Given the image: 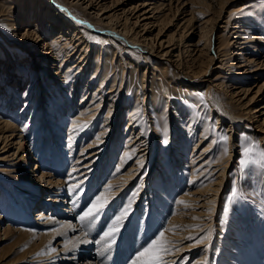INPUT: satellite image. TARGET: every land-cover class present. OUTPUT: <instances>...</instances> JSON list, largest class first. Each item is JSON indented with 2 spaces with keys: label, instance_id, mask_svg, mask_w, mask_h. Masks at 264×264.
Wrapping results in <instances>:
<instances>
[{
  "label": "rangeland",
  "instance_id": "1",
  "mask_svg": "<svg viewBox=\"0 0 264 264\" xmlns=\"http://www.w3.org/2000/svg\"><path fill=\"white\" fill-rule=\"evenodd\" d=\"M41 1L44 5H48L50 9L59 12V19L70 21L73 28H79L85 34L86 42L90 43L88 51L89 56H92L90 63L99 62L103 70L109 69L110 74L113 70L116 71L117 82L122 79L123 101L116 109V115L113 116L118 120L115 119L110 132V134L115 133L114 138L118 140V143L112 142L109 146V149L112 148V150L107 153L108 156L101 155L98 162L88 166L86 170L81 169V165L85 161L80 160L78 166L81 167L79 166L76 169L79 173L78 176L70 174L75 171L71 168L74 166L78 154H80L82 145L87 144L90 138L97 134L109 106V96L106 92L99 121L96 120L90 129L91 131L83 129L77 135H74L75 130L71 127V115L77 111L81 103L89 101L97 83L96 77L95 81L89 86L86 99H83V101L80 99L85 91L80 83L78 88L76 86L77 92L74 95L73 102L71 103L70 100L63 102L64 100H61L60 105H64L65 108L60 109L58 112H49V114V110L45 111V114H47L44 119L45 122H42V125L38 128L36 120H30L20 127L21 117H16L13 113L15 123L19 122L17 129L23 127V140L26 142V147L21 145L18 148V144L15 143V140L19 138L18 130L15 132L17 139L10 138L7 147L2 149L4 144L0 142V264H36V258L38 257H46L44 258L45 262L41 264H64L59 261L56 263L54 257L51 256L55 247H61L58 242H64V238L61 235H52L51 237H54L50 238L48 235L40 234L41 232L54 230L58 226L56 225L58 220V222H61L60 220L68 218L60 210L68 212L70 219L77 228L80 226L85 227L84 231L89 232L87 236L93 244V257L97 256L96 259L101 260L100 264L103 262L106 264H137V261H139L138 264H145V261L155 256L161 257L162 264H171L167 260L170 258L166 256L171 250L163 252L159 245L146 256L140 257L139 260L137 258L139 253L147 248L153 240L159 238L161 232L165 233L169 228L171 218L175 215L179 206L180 194L185 190L194 189L203 180H207L204 179L207 176V178L216 176L218 172L209 175V171L214 167H218L212 164L219 154L225 153L227 155L229 152L230 139L224 141L222 137L226 134L229 138L231 131V145H234V149L220 192L218 214L213 219L216 234L213 233V237L210 238L208 229H204L197 234L194 230L198 228L196 225L200 223L193 218V222L188 223L190 225L187 228L190 232L188 231L189 241H187L190 243H206L200 247L199 251L189 255L187 259L185 258L186 255L182 254L174 264H190L202 252L206 254L207 261L211 260V264H264V166L261 164L260 156V152L264 151V93H262L264 91V49L260 47L264 44L260 45L255 41L239 43L242 41L241 39H244L245 34L243 33L245 31L253 32L264 38V0H226L225 3H222V0H171V2L170 0H160L159 2H164L162 11L155 13L159 15L166 13V15L163 17L165 18L164 27L158 35L156 34L159 27H161L159 23L153 21L147 23L145 27L143 25L145 22L154 19V17L143 18L144 15H141L137 24H133V30L138 32L137 37L143 39L144 35L147 36V41L141 42L146 47L142 51L137 44L124 42L120 38L115 39L117 38L115 35L113 39L115 43L110 42L106 38L108 31L104 29L109 27L104 24L109 13L116 14V12H119L122 18L126 11H121V7L128 9L130 6L137 4L138 8L134 10L136 13L129 14L130 22L134 21V16L146 9L139 4L142 0H120L119 2L122 3L118 6L114 7L113 5V9L108 7L102 15L98 14L97 18H100V21L98 23L95 20L91 21L93 23L91 26L86 17L83 18L80 12L73 10L64 0ZM100 1L102 3L105 0ZM2 3L0 0V6L8 7L5 3L4 5ZM190 5H193L198 11L203 10L201 14L199 11V14L203 16L202 20L198 16L199 19H192L191 23L187 22L186 18L190 16ZM176 7H179V10L175 13ZM27 10H31V8L28 7ZM81 11L85 10L81 9ZM86 11H89V9ZM20 13H16V16L4 14L1 17L4 20L0 21V62L4 60L3 64L0 63L3 65L0 69L3 73H6L11 64L13 72H15V76L11 78L12 80L10 79L9 83L6 81V77L0 79V91L1 95H4L0 103V110L4 108V103L8 100L6 98L9 93L8 84L19 87L17 90L19 96L23 95L24 90L28 87L32 72L26 71L23 74L22 81L19 77L20 71H23L19 69L20 63H28L30 68H36L38 72L35 75L38 79L45 75L48 80L47 84L41 85V87L38 85L39 82L35 85L34 94L30 101H36V98L42 95L44 89L49 87V80L56 83V79H59V81L63 79L62 75L55 72L56 68L54 66L58 63L56 61L57 57L56 59L54 57L55 55L46 59L45 65L47 67L52 66V68H49V71L47 69L43 71L40 55L33 54V49L28 48L32 46L31 43H28L32 39L26 38L25 40L23 38L19 40L18 36H21L25 28H35V23L38 20L35 15H30L26 21L22 20L23 15L22 12ZM148 13L146 15H150L151 11ZM17 19L19 22H17ZM39 20L41 21L39 26L44 33L36 40L37 47L35 48L37 50H40L44 38H48L51 32L47 23L48 17L43 16ZM200 24H202V31L207 33L204 37H202ZM237 24L238 26H236ZM13 26H16L17 29L12 30ZM130 26H132L131 23ZM14 32L16 33L14 34ZM173 33L174 37L171 41H168L169 36ZM152 36L153 41L150 42L148 47L153 45V50L148 52L147 42ZM183 41H186L184 42L185 49L182 45ZM2 44L11 49H4ZM178 47L184 49L179 57L177 56ZM197 48H203L204 52L201 53ZM166 50L169 51L165 53ZM115 52L116 54L113 57ZM206 52H209L213 58L207 72L194 75L192 69L200 67L198 58ZM256 52H259L258 56ZM78 53L77 55H79ZM5 55L8 56L5 57ZM10 55H13L15 59L11 60L10 57L12 56ZM77 55L73 60L77 58ZM145 55L148 56V60H146ZM248 56L253 57V64L259 65V68L255 71H252L251 64H247L248 61H244V58ZM69 61H72V59H69ZM153 63L165 67L167 73L164 75L161 70H156L154 71L155 74H152ZM114 64L115 66H113ZM204 65L207 66L206 63ZM89 68L90 66L85 70L87 72L82 80V82L85 80L84 84L91 76L92 69ZM145 69L146 75L145 81H143ZM221 80H223L222 83H220ZM108 85L109 82H107ZM191 85L194 88L189 87ZM233 85L238 87L232 88ZM260 85H262V89L255 93ZM209 88L211 90L208 94ZM194 89L198 92L196 93ZM144 91H146V96L143 100ZM56 92L52 89L51 91L47 90V93L44 94L42 101H44L45 108L48 106L46 104L50 96L56 94ZM65 95L66 93L64 95L61 93L63 98L66 97ZM252 96L254 98L250 100ZM137 97L139 101L141 100L139 103L141 105H139V119L137 120L139 123H136L134 129L138 132L140 122H143L144 128L140 134L151 136L150 138L153 139L151 149L147 153L143 166L138 171L137 178L125 191L112 194L110 192L109 195L104 194L102 193L103 190L109 188L110 179L117 172H115L117 162L124 149L126 135L130 131V129L125 128L127 115L129 114L130 105L135 103ZM21 99L15 105L17 112L23 102V98ZM166 102H168L169 105L167 106L171 109L174 108L176 103L183 105L185 110L181 118L184 117V114L186 117L185 120H182L183 122L189 120L188 116L193 117L191 123L193 139L197 140L204 128L208 130V135L201 142L202 146L208 144L213 137L209 149L205 152L207 154L212 151V154L208 153L206 160H204L206 162L207 160L210 161V158L212 159L210 164L204 165L209 171L197 181L192 180L191 177L190 156L194 152H196V155L199 154L202 146L199 149H194L192 137L187 133L188 129L183 128L184 123L178 125L179 120L174 123L177 134H174V130L169 133L168 128L163 127L162 116L156 112L155 103H158L159 105H157L162 108L167 104ZM55 105L58 107L59 104L55 103ZM66 108L73 109L67 113V111L65 112ZM255 108L257 109L254 112ZM26 111L29 112L28 107ZM61 112L63 113V124L58 131H55ZM230 113L242 117L233 122L230 119ZM5 114L7 113L5 112ZM43 123L47 124L44 127L48 126L47 130L50 129L52 133L49 130L47 133L42 130ZM53 132L54 134L58 133L52 136ZM178 133L185 136L182 142L186 143V147L184 156H181L180 161H178L179 170L174 171L168 165L171 159L168 152L169 145L173 144L178 138ZM27 146L29 147L26 150ZM69 146L72 147L71 151ZM245 147L253 148L251 155L245 156ZM106 150L102 153H105ZM174 150H177L180 154V145L175 146ZM26 151H30L29 155L26 154ZM22 156L24 157L22 158ZM152 157L154 158L153 161ZM135 159L134 155L131 159H128L125 163L126 168ZM159 160L162 163L158 164ZM246 160L248 163H242ZM204 161L201 160L199 163ZM43 171L52 173V179L55 181L60 180L63 185L62 193L59 195L62 200L56 206L50 204L52 200L48 199L47 192L38 191V187L42 185V182H36L35 178L40 176ZM141 182L145 184L142 186ZM30 184L34 186L31 187ZM25 189L37 192L36 198L31 200L24 193L25 191L23 192ZM100 196L107 199L103 209L95 217L82 220L81 217L87 211L86 209H89L97 197ZM38 211H43L45 215L55 216L58 220L56 219L52 225H44L42 221L45 218H39ZM125 212L123 218L117 220V217ZM233 217H237L242 221L246 225L245 228L235 229L232 225ZM247 225H250L249 229ZM110 228L118 230L114 231L111 236H105ZM219 235L228 239L227 243L232 246V249L226 246L221 248L217 245L219 244ZM132 241L135 242V245L137 242H142V246L133 247ZM187 241L184 244H187ZM174 249L172 247V250ZM229 249L233 253L230 252L227 255L226 250L229 251ZM85 258L81 257L79 261L82 263L84 261L85 264ZM183 260L185 263H182Z\"/></svg>",
  "mask_w": 264,
  "mask_h": 264
},
{
  "label": "bare ground",
  "instance_id": "2",
  "mask_svg": "<svg viewBox=\"0 0 264 264\" xmlns=\"http://www.w3.org/2000/svg\"><path fill=\"white\" fill-rule=\"evenodd\" d=\"M1 1L3 2L2 3L3 5L5 3V5H7L8 7L0 6V21L4 20V18H1L2 15H4V14H11L13 16H16L17 15L16 13L19 14L20 12H22V15H23L22 20H25V21L27 19H29L30 15L31 16L35 15L38 17V20L36 19L37 21L35 23L36 27L32 28V29L31 28H25V31H23L21 36L20 37L18 36V38H20L19 40H21L23 38L25 40H26V38L32 39V40L30 39L31 41H28V43L32 44V46L28 47V48L33 49V54H36L38 56L40 55L39 58L41 59L40 61L42 62V70L43 71H46V69L49 71V68H52V66L47 67V65H45L46 59L49 58L50 56L53 57V55H55L54 57H55V59L57 57L56 61H58L57 65L54 66V68H56L55 72L59 73L60 75L63 76V79L60 81H59V79H56V80L54 79L56 81V83H53V80H49V83H50V84H48L49 87L48 86H47L48 88L45 87L46 89H44L42 95L37 97L36 101H33V100L30 101L32 95L34 94L33 89H34L35 85H37V83L39 82L40 84H38V85L41 87V85L47 84L48 80L46 79L45 75H43L41 79H38V77L35 75V73L38 71L34 67L30 68L28 63H26V64L20 63L19 64L20 65L19 69L23 70V71H20L21 74L19 76L22 81H23V76H24L23 74H25L26 71L29 70L32 72V74H31L30 80L28 81V87L24 90L23 95L20 94L21 96H19V94L17 93V92H19V91H17L19 89L18 86L15 87L13 85L10 86V84H8L9 93L6 96V98L8 100L6 101V103H4V108L2 110H0V142H2L4 144L2 149L9 145V139L10 138L17 139L16 138L17 134L15 132H16V130H18L17 124L19 122L15 123V120L13 118V113L16 117H19V118L21 117L22 123L19 124L20 127L24 126V124H27L30 120H36L37 121L36 122L37 128H38L40 125H42L41 124L42 122H45L44 119L46 118V115H47V114H45V111L49 110L48 111V114H49V112L54 113V112L60 111V109L65 108L64 105H60L61 100H64L63 102H68L69 100L71 101V103L73 102L74 95L77 92V88H78L80 83L82 85V89L83 90L85 89V91L82 93L80 99H81V101H83V99H86L87 93H88L89 88H90L89 86L91 85V83L93 81H95V77H96L97 83L95 82L96 86L94 87L93 94L90 97L89 101L87 103H85V102L81 103L78 106L77 111L75 113H72V115H71L72 116L71 127H73L75 130L74 135H77L83 129L89 131L93 127L96 120L99 119V116L101 115V111L103 110V109L101 110V106L103 105L105 93L106 92L108 93L109 106L107 107L105 116H104L103 120L101 121V126H100L97 134L95 136H93L92 138H90V140L88 141L87 144L82 145V148L80 150V154H78L79 156H77L76 161L73 164L74 166L71 168V170L75 169V171L71 172L70 174H72V176H74V175L78 176L77 174H79V173L77 172L78 170H76V169L79 168V166H80V165L78 166L80 160L85 161L81 165L82 166L81 169L86 170V168L88 166L96 164L98 162V158L101 155H103V156L107 155L108 156L107 153L112 150V148H111V150L109 149V146L111 145L112 142L118 143V140H116L114 138L115 133L110 134V132H111L112 127L114 125L115 119H117V118H114L113 116H114L115 112L117 111L116 109L118 108L119 104L121 103V101H123V99H122L123 92L121 90L122 79L120 80V82H117L116 81V79H117L116 71L115 72H114V70L112 71V74H113V76H112V74H110L109 69L106 68L105 70H103L101 68V64L99 62L90 63L91 57H92V56L91 57L89 56V52H88L90 49V43L86 42L85 34L82 33L79 28H78L79 30L76 27L73 28L72 23L70 21H66V20L64 21L61 18L59 19L60 13L57 12L55 9H50V7L48 5H44V3L41 0H1ZM119 1L120 0H105L104 2L101 3L100 0L99 1H97V0H64V2H67L68 5L71 6L73 10H75L76 12H80L83 18L86 17L88 22L90 21V26H91V24H93V23H91V21L95 20L97 23L100 21V18H97L98 14L102 15L103 12L107 11L106 9H108V7H111V9H113V7H112L113 5H114V7L118 6V4L122 3ZM159 1L160 0H151V1L150 0H142L139 4L146 9L144 12L134 16L135 20L132 22H130L129 14L136 13V12H134V10H136L138 8L137 4L135 6H132V7L130 6L128 9L121 7V9H122L121 11H126V12H124V16L122 18L120 16L119 12H116V14L109 13L107 15L106 22L104 21V24L109 26L108 28H104L105 31H108L106 33V38L109 39L110 42L112 41V43H115V41L113 39L115 37H117L115 39L120 38V39H123L124 42H130L134 45L137 44V46L140 47V49L142 51L146 47L143 46V44L141 42L147 41V36L146 35L143 36V34H142L143 39H140L139 37H137L138 32H136V30H133V27H134V25L137 24L139 17L141 15H144L143 18L154 17V19H152L151 21L145 22L143 25L145 27L147 25V23L156 21L161 26V27H159V30L156 34V35H158V33H160L162 31V28L164 27L165 18H163V17L166 15V13H162L161 15H159L158 13L157 14L155 13L157 11H162V6H163L164 2L163 1L159 2ZM170 2H171V0H170ZM223 2L225 3L226 0H222V3ZM28 7H30L31 10H27ZM78 9H80V10H78ZM81 9H83L85 11H81ZM87 9H89V11H86ZM178 10H179V7H176L175 13ZM150 11H151L150 15H146ZM199 11L201 14V12L203 10H199ZM199 11L193 5H190V12H189L190 16L188 18H186L187 22L189 23L192 19H197L198 16L202 20L203 16H201L199 14ZM43 16L48 17L47 23L49 26V30L51 32H50V36L48 38H44V41H43V44H42L40 50H37V48H35V47H37L36 46V43H37L36 40L38 37H40L44 33L43 29H41L39 26V23H41V21L43 20V19L42 20L40 19L41 20L40 21L39 18L43 17ZM17 22H19L18 19H17ZM109 23H112V24H109ZM130 23L132 24V26H130ZM93 26H96V25H93ZM236 26H238V24ZM200 28H201V32H202V37L206 36L207 33L205 31H202V24H200ZM16 29H17L16 26H13L12 30H16ZM15 33L16 32H14V34ZM243 34H245L243 36L244 39H241L242 41L239 43H246V42H250V41H255V42L260 43V45L264 44V38L260 35H256L253 32L250 33L247 31H245ZM48 35H49V33H48ZM114 35H115V37H114ZM238 35H240V34H238ZM110 36H112V37H110ZM173 37H174V33L169 36L168 41H171ZM152 41H153V36L150 37L149 41L147 42L148 52L153 50L152 49L153 45L148 47V45L150 44V42L152 43ZM184 42H186V41H183L182 45L185 49ZM2 47H4V49H8V50L11 49V48H8V46L6 47V45H4V44H2ZM241 47H243V46H241ZM260 48L264 49V45H261ZM178 49L179 50L177 52V56L179 57L180 55H182V51L184 49H181V47H178ZM197 49H198V51L200 50L201 53L204 52L203 48H200V49L197 48ZM168 51L169 50H166L164 52L167 53ZM77 53L79 55H77ZM201 53H199V54H201ZM75 54L77 55V58H75V60H73V58L76 56ZM115 54H116V52L113 53V57ZM258 54H259V52L258 53L256 52L257 56H258ZM8 55H5V57ZM10 56H12V57H10L12 60L14 57H13V55H10ZM99 57H100V55H99ZM145 57H146V60H148V56L145 55ZM206 58H208V59L205 60ZM69 59L70 60L72 59V61H69ZM78 59H79V61L77 62ZM198 59L200 61V67L198 69H192L193 74L194 75L205 74L208 70L207 69L208 66L210 65V63L213 60L212 55L209 54V52H206V54L200 55ZM13 61L16 62L15 60H13ZM244 61H248L247 64H251L250 66L253 68L252 71H255L256 69L259 68V65L252 63L254 60H253V57H251V56L244 58ZM3 62H4V60H2L0 63L3 64ZM204 63H206L207 66L204 65ZM88 66H90L89 69H92L91 73H90L91 76H89L90 78H88V81H86V83L84 84L85 80L83 82H82V80L84 79V75L87 72L85 70H86V68H88ZM113 66H115V64ZM0 67H3V65H1ZM192 67H193V65H192ZM152 69H153L152 74H155L154 71H156V70H161V73L164 75L167 73V70L165 67H160L156 63H153ZM52 75H54V74H52ZM110 75H111V77H109ZM145 75H146V69L143 73V76H144L143 81H145ZM13 76H15V72H13L11 64L9 65L8 71L6 73H3V71H1V69H0V79L3 77H6L5 79L9 83L12 80L11 78ZM107 82H109L108 86H107ZM222 82H223V80L220 81V83H222ZM262 85H260L258 87V89L256 90L255 93H258L262 89ZM76 86H77V88H76ZM0 87H1V83H0ZM189 87L194 88L192 85ZM235 87H238V86H236V85L232 86V88H235ZM52 89H54L57 92H56V94H52L50 96V98L48 97L49 99H48V102L46 104L48 106H47V108H45L44 104H43L44 101H42V97L44 96L45 93H47V90L51 91ZM210 90H211V88H209L208 94H209ZM194 91H196V93L198 92V90H196V89H194ZM61 93L63 95H64V93H66V95H65L66 97L63 98L61 96ZM262 93H264V91ZM3 96L4 95L3 94L1 95V91H0V103L3 100ZM145 96H146V91L143 92V95H142L143 100H144ZM106 97H107V95H106ZM21 98H23V102H22V105H20L19 110L17 112L15 110V105L17 102H19V100H22ZM88 98H89V96H88ZM252 98H254V96H252L250 98V100ZM140 101L138 100V97H137L135 103H132L130 105L131 107L129 109V114L127 115L128 119L126 120V127H125V128L130 129V131L126 135L127 139L125 141L124 149L122 150V153H121L119 160L117 162V166H116V170H115V172L116 171L117 172L114 173V175H112V177L110 179L111 184L109 186H111V187L103 190L102 193H104V194H108L110 192L112 194V193H117L119 191H121V192L125 191L127 189V187L132 182H134L135 179L137 178L138 171L143 166V163L145 162V160L147 158V153L150 151L149 149H151V143H153L152 142L153 139L150 138L151 136H149L148 134H143V133L140 134L142 129L144 128L143 122H140L141 123L139 126L140 130L138 129L139 130L138 132H136V130L134 129L135 126L137 125L136 123H139L137 120L139 119L138 114H139V105H141V104H139ZM166 101H168V100H166ZM29 102H30V104H32L31 106H30ZM154 102H156V101H154ZM55 103L59 104L58 107L55 105ZM166 103H165L166 105H164L162 108L158 106L159 105L158 103H155L156 112L162 116L161 122H162L163 127H167L169 133L174 130V134L175 133L177 134V130L175 131V129H174V123H175V121L179 120L177 122V124L181 125L184 123L183 128L188 129L187 133H189L190 137H192L193 127L191 126V123L193 122V117L188 116L189 120H186L183 122L182 120L186 119L185 114H184V117L181 118L182 113L185 110L183 105H179L176 103L174 105V108L171 109L167 106V105H169L168 102H166ZM27 104H28V106H27ZM66 106H68V105H66ZM27 107L29 109V112L26 111ZM72 109L73 108H66L65 112L67 111V113H69L70 111H72ZM256 109L257 108L254 109V112L256 111ZM5 112L7 114H5ZM62 114H63L62 112L59 113L60 118H59V121L57 122V124L55 123L57 125L56 126L57 129L55 131H58L59 127L63 124L62 121L64 119L62 118V116H63ZM241 117H242L241 115H234V114L230 113V119L233 122L237 118H241ZM37 118H38V120H37ZM249 118H252V117H249ZM217 119L219 121V116L217 117ZM44 125H47V124L43 123V129L42 130H44L46 133L49 130L52 133V131L50 129L47 130L48 126L44 127ZM22 128L18 130V134H19L18 137L19 138L17 140H15V143L18 144V148L21 145L26 147L25 146L26 142H24V140H23ZM201 132L202 133L197 140L193 139V137H192L194 149H199V147H201L203 145V144H201V142L203 141V138H205L208 135V130L206 128H204ZM57 133L58 132H56L54 134V132H53V134H51V135L55 136V135H57ZM177 136H178V138L174 141V143L173 144L171 143L169 145V152H168V156L171 158L168 165H170L174 171L179 170L178 161H180L181 156H184L185 147H186V143L182 142V139L185 136L181 133H178ZM231 136H232V131L229 134V139H230L229 140V146H230L229 152L227 153V155H225V153L221 154V155L219 154V156L215 160L213 159L214 161H213L212 165H216L218 167H214V168L212 167L213 169L211 171H209L207 169V167L204 165L210 164L212 159L210 158V161L207 160L206 162L204 160H206L208 153L210 155L212 154V151L208 152L207 154H205V152L209 149V145L212 143L213 137L211 138V140L208 144H206V145L202 146V148H200L199 154L196 155V152H194L190 156V158H191V160H190L191 164L190 165H192V169L190 172H191L192 180L197 181L198 179H200L204 175H206L208 173V171L210 172L209 175H213L216 172H218V173L216 174V176H214L212 178L211 177L207 178L208 177L207 176L206 178H204L207 180H203L196 187L194 186L195 187L194 189L189 190V191L185 190L180 194L179 206L177 208V211L175 212V215H173V217L171 218L169 228L164 233L165 234L164 239L168 242L167 247L171 250L166 256H168V258H170L167 260H169V262H171V264H174V262H176L177 259L182 254H185L186 255L185 258L187 259L189 257V255H193L194 253L199 251L200 247L202 245H205V243H206V242H203V243H190V242H188L189 241L188 231L190 232V230L187 227H189L190 224H188V223H190V221L193 222L192 221L193 218L197 219L196 222L200 223V224L196 225L198 228L194 230L195 232H197V234L199 232L203 231L204 229H208V232L210 234V238L213 237V233H214V235L216 234V232L214 230V226H213V219H214V216L216 214H218V210L220 207L219 206L220 192H221V189H222L223 184H224V179L226 176V170L230 165L231 157L233 154V149H234L233 146L234 145L233 146L231 145ZM179 141H181V142L179 143ZM107 145H108V148H107ZM178 145H180V151H181L180 154L178 153L177 150H174L175 146H178ZM28 147L29 146H27L26 150L28 149ZM69 147H70V151H71L72 147L71 146H69ZM106 148H107V150H106ZM104 150H106V152L102 153ZM5 151H7V150H5ZM29 153H30V151L27 152L26 154L29 155ZM109 155H110V153H109ZM133 155H134V157H136V159L134 160V162H132L131 165H129L126 168V165H125L126 161L128 159H131L133 157ZM24 156H22V158ZM153 159L154 158L152 157V161H153ZM201 160H203L204 162L199 163ZM160 163H162V162L159 160L158 164H160ZM85 170H83V171H85ZM161 173L163 174V172H161ZM51 174L48 173L47 171L46 172L43 171L40 176H38V177L36 176L35 181L36 182L37 181L42 182V185H41L42 188H41V186L38 187V191L47 192L48 193V199L52 200V201H50L51 202L50 204H53V206L54 205L56 206L62 200L61 197H59V195L62 193L63 185L60 183V180L55 181L54 179H52ZM85 175H86V173H85ZM150 177H151V175H150ZM72 179H74V178H72ZM144 184H143V182H141L142 186ZM30 186L33 187L34 185L30 184ZM23 192L26 193L30 197L31 200L36 198V196H37V192H33L31 190L25 189V190H23ZM56 194L58 196H55ZM181 201H183V203H181ZM86 210H88V209H86ZM60 211H61V213H63V215L68 216V218L66 217V220H64L62 218L63 220H60L61 222H58L59 220L55 216L45 215V214H43V211H40V212L38 211V214H40L39 218H45L44 221H42V223H44V225H47V226L52 225L55 223L56 219L58 220L56 222L57 223L56 225H58V226L54 230H50V231L48 230L46 232H41L40 234L41 235H48V236H50V238H53L54 236H57V235H61V237L64 238L63 241L65 240L64 242H62V241L58 242V245H61V247H59V246L55 247V250L51 255L52 257H54V261H56V263L59 261V262L64 263V264H84V261H83V263L80 262L79 258L86 257L85 258L86 259L85 264H100L99 262L101 260L100 261L97 260L96 259L97 256L93 257V253H94L93 249H92L93 244H92L91 239L87 236V233L89 234V232H87L86 230L84 231L85 227L82 228L80 226L79 228H77V226L75 224H73V221L70 219V215L68 214V212H64L62 210H60ZM233 218H234V220H233L232 225L234 226L235 229L241 230V229L245 228L246 225H244V223L242 221H240L237 217H233ZM204 224H205V226H204ZM249 227H250V225L248 226V229H249ZM86 229H87V227H86ZM250 229H252V228H250ZM241 234H242V232H241ZM245 234H247V233H245ZM52 235H54V236L51 237ZM235 239H238V238H235ZM178 241H180V242H178ZM186 241L188 243L184 244V243H186ZM218 241H219V244H217V245H219L221 248L226 246V247L232 249V246L228 245V243H227L228 242L227 238H224V237L219 235ZM132 245H133V247L139 246V245L142 246V242H140V243L137 242V244L135 245V242L132 241ZM178 245H179V247H178ZM171 246L174 247L175 249L172 250ZM231 249H229V251L226 250L227 255H229L230 252L233 253V251H231ZM51 256H49V257H51ZM44 258H46V257L36 258V261H37L36 264H41V263L45 262ZM43 259H44V261H43ZM138 262L139 261H137V264H138ZM183 262H184V260L182 261V263ZM101 264H106V263L103 262ZM190 264H211V260L207 261L206 254H204V252H202L201 255L199 257L195 258L193 261H191Z\"/></svg>",
  "mask_w": 264,
  "mask_h": 264
},
{
  "label": "snow or ice",
  "instance_id": "3",
  "mask_svg": "<svg viewBox=\"0 0 264 264\" xmlns=\"http://www.w3.org/2000/svg\"><path fill=\"white\" fill-rule=\"evenodd\" d=\"M224 141H227L229 138L228 136L225 134L223 137ZM245 152V156H249L252 154L253 152V148L252 147H245L244 149ZM260 156H261V164L262 166H264V151L260 152ZM242 163H248V161H243ZM111 187V186H109ZM107 203V199L104 196H100L97 197L96 201L93 203V205L84 213V215L81 217V219H85V218H89V217H95L105 206V204ZM181 203H183V201H181ZM126 214L125 213H121V216L117 217V220H120L123 218V216ZM118 229H112L110 228L108 232L105 233V236H111L114 234V231H117ZM164 232H161L159 234V238L156 240H153L149 246L147 248H145L142 252L139 253L138 255V260L140 257H144L146 256L149 252L152 251V249L156 248L158 245L160 246L161 251L163 252H167L169 251V248L167 247V241L164 239ZM145 264H162V259L160 256H155L152 257L151 259L145 261Z\"/></svg>",
  "mask_w": 264,
  "mask_h": 264
}]
</instances>
